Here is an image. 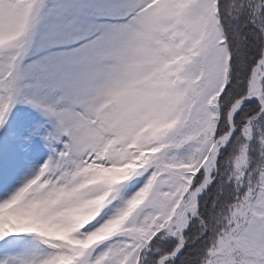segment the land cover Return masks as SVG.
<instances>
[{"label": "snow or ice", "instance_id": "obj_1", "mask_svg": "<svg viewBox=\"0 0 264 264\" xmlns=\"http://www.w3.org/2000/svg\"><path fill=\"white\" fill-rule=\"evenodd\" d=\"M253 99L264 113V0H0V264H264L247 143L214 184Z\"/></svg>", "mask_w": 264, "mask_h": 264}, {"label": "trees", "instance_id": "obj_2", "mask_svg": "<svg viewBox=\"0 0 264 264\" xmlns=\"http://www.w3.org/2000/svg\"><path fill=\"white\" fill-rule=\"evenodd\" d=\"M222 3L225 0H221ZM251 28V26H250ZM249 36L251 40H255L254 32L250 31ZM256 43H252L250 45V51H253L256 48ZM249 64L241 65V71L237 72L233 83L230 85L231 91L226 90V97H222L223 100V108L221 109L222 114V127H227L225 122V118L227 115V108L230 107L232 100L237 99L240 96H243L247 92V75L250 74L251 68L254 66L253 57L249 56ZM251 120L252 128L255 130V136L251 141H245L241 134V130L248 120ZM235 125L237 131L235 135L232 137V140L229 141V144L222 151V156L218 159V176L217 180L214 181L216 185V190H219L223 187L232 188L233 185L225 184L227 177L230 175L232 171V166L235 157L239 154V149L241 145L244 143L248 144V173L249 180L253 183L258 182V177L263 167V153L264 148H262V144L260 143L261 136H264V113H261L260 107L256 101L249 100L244 107L239 111L236 115ZM155 255L156 259H159L158 253H148L147 256ZM146 256V260H147Z\"/></svg>", "mask_w": 264, "mask_h": 264}, {"label": "bare ground", "instance_id": "obj_3", "mask_svg": "<svg viewBox=\"0 0 264 264\" xmlns=\"http://www.w3.org/2000/svg\"><path fill=\"white\" fill-rule=\"evenodd\" d=\"M15 186L18 187L19 183H17ZM8 239L21 241V245L18 248V250L10 253V255L23 256L25 258H32L33 256L38 255L37 251L33 248H30L27 244V241H30L32 239L31 237H10ZM3 244L4 242L0 241V258H3V249H2Z\"/></svg>", "mask_w": 264, "mask_h": 264}, {"label": "rangeland", "instance_id": "obj_4", "mask_svg": "<svg viewBox=\"0 0 264 264\" xmlns=\"http://www.w3.org/2000/svg\"><path fill=\"white\" fill-rule=\"evenodd\" d=\"M262 148H264V144H262ZM192 151V146L191 145H185L182 149L179 151V155L181 156H186ZM47 157H45L46 159ZM263 159H264V153H263ZM264 170V162H263V167L261 171ZM259 178V177H258ZM132 191H135V188H131L129 190V194H131Z\"/></svg>", "mask_w": 264, "mask_h": 264}, {"label": "water", "instance_id": "obj_5", "mask_svg": "<svg viewBox=\"0 0 264 264\" xmlns=\"http://www.w3.org/2000/svg\"><path fill=\"white\" fill-rule=\"evenodd\" d=\"M238 113V112H237ZM236 117H234V120H235ZM235 132L232 133V136L234 135ZM232 138V137H231ZM231 140V139H230ZM222 151V150H221Z\"/></svg>", "mask_w": 264, "mask_h": 264}]
</instances>
